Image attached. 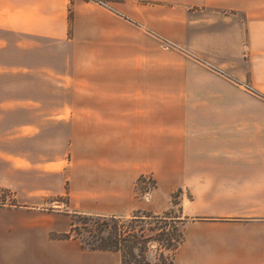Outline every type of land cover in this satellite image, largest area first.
<instances>
[{
    "label": "crops",
    "instance_id": "1",
    "mask_svg": "<svg viewBox=\"0 0 264 264\" xmlns=\"http://www.w3.org/2000/svg\"><path fill=\"white\" fill-rule=\"evenodd\" d=\"M3 54L20 64L0 74L37 83L0 99V163L20 181H61L3 187L127 216L146 208L137 182L153 175L211 204L187 225L176 264H264V0H0ZM199 106L224 113L190 110ZM41 143L61 155L41 157ZM63 245L65 264H122L119 253Z\"/></svg>",
    "mask_w": 264,
    "mask_h": 264
},
{
    "label": "rangeland",
    "instance_id": "2",
    "mask_svg": "<svg viewBox=\"0 0 264 264\" xmlns=\"http://www.w3.org/2000/svg\"><path fill=\"white\" fill-rule=\"evenodd\" d=\"M167 47L169 52H181L185 57L187 55L193 57L188 54L187 50H180L181 48L179 49L170 43ZM12 57L13 55H9L5 59L4 54L0 55V68H3L2 65L5 66L6 64L9 67H17L20 63L14 59L12 60ZM193 61L220 80L228 82L234 77L233 82L240 83L238 81L239 78L235 77L223 63L213 59L194 57ZM214 81H217V79H214ZM35 83L37 81L31 78L0 74V99L20 97L26 92L22 86L29 84L32 86ZM242 85H245L247 93H253L249 82L243 80ZM14 86L21 87L18 89V87L15 88ZM250 96L255 98L252 94ZM256 98L264 102V96L258 95ZM254 104L253 107L255 108ZM191 109L196 114L224 113L222 107L219 110L216 107L208 109L201 106L191 107ZM52 151L57 157L60 156L61 145L56 143L55 147L52 148L45 147L41 143V157L51 158L55 156ZM41 178L29 177L20 181L14 173L7 171L5 164L0 163V264H65L63 255L67 252L66 249L68 247L63 244L67 241L54 238L70 233L71 224L75 221L73 215L76 212L71 210L69 196L67 195L56 196L53 194H30L27 192L29 189L42 188L45 185L57 187L61 183L57 178L48 180H44V177ZM140 179L136 187L137 197L141 202L146 203V208L120 217L131 219L137 212H149L161 217L165 216L166 213H171V216L180 217L181 220L185 221L186 224L183 227L185 231L187 225L199 221L200 219L196 218L197 215L207 212L209 205H211L207 199L197 201V196L193 194L192 187L163 186L161 188L153 175H146L145 179ZM16 182L27 184V191L18 194L15 189L2 186L6 183ZM211 210L223 213L224 211H232L234 208L231 209L229 205L224 203H213ZM241 211H245V209ZM81 213L98 214L92 212ZM156 254V251L150 254L152 261H154Z\"/></svg>",
    "mask_w": 264,
    "mask_h": 264
},
{
    "label": "trees",
    "instance_id": "3",
    "mask_svg": "<svg viewBox=\"0 0 264 264\" xmlns=\"http://www.w3.org/2000/svg\"><path fill=\"white\" fill-rule=\"evenodd\" d=\"M171 215L137 212L127 219L75 213L70 233L54 239L78 241L86 251L119 253L122 264H176V255L186 240L183 228L186 223ZM154 251L157 254L152 261L150 254Z\"/></svg>",
    "mask_w": 264,
    "mask_h": 264
},
{
    "label": "built area",
    "instance_id": "4",
    "mask_svg": "<svg viewBox=\"0 0 264 264\" xmlns=\"http://www.w3.org/2000/svg\"><path fill=\"white\" fill-rule=\"evenodd\" d=\"M93 1H96V2H99V3H104L105 0H93Z\"/></svg>",
    "mask_w": 264,
    "mask_h": 264
}]
</instances>
